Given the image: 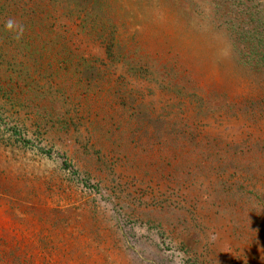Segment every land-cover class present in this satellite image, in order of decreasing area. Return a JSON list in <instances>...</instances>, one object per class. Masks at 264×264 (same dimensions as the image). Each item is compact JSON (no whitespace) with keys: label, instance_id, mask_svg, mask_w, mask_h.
<instances>
[{"label":"rangeland","instance_id":"1","mask_svg":"<svg viewBox=\"0 0 264 264\" xmlns=\"http://www.w3.org/2000/svg\"><path fill=\"white\" fill-rule=\"evenodd\" d=\"M0 264H264V0H0Z\"/></svg>","mask_w":264,"mask_h":264},{"label":"clouds","instance_id":"2","mask_svg":"<svg viewBox=\"0 0 264 264\" xmlns=\"http://www.w3.org/2000/svg\"><path fill=\"white\" fill-rule=\"evenodd\" d=\"M14 25H15V22H14L13 20L9 19V20L6 22L5 27H6L7 30H11V29H13ZM22 32H23V28L20 27V30H19V32H18V34L16 35L15 38H16V39H19V38H20V35L22 34Z\"/></svg>","mask_w":264,"mask_h":264}]
</instances>
